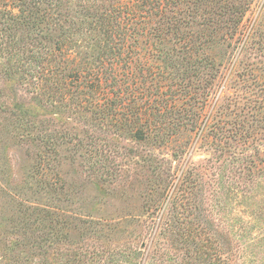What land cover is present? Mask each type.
<instances>
[{
    "label": "rangeland",
    "instance_id": "1",
    "mask_svg": "<svg viewBox=\"0 0 264 264\" xmlns=\"http://www.w3.org/2000/svg\"><path fill=\"white\" fill-rule=\"evenodd\" d=\"M216 1L244 14L202 0L183 31L222 66L199 80L158 61L136 67L133 99L125 78L115 86L119 121L71 100V86L62 101L65 89L43 77L61 35L24 31L23 0H0V264H264V0ZM165 38L156 56L182 61L180 36ZM74 40L65 48L79 64L94 42ZM57 67L66 80L71 68ZM177 84L187 94L178 104L189 103L179 125L161 116L139 139L122 114L134 107L142 124L159 115L142 85L166 99ZM186 113L200 118L188 125Z\"/></svg>",
    "mask_w": 264,
    "mask_h": 264
},
{
    "label": "trees",
    "instance_id": "2",
    "mask_svg": "<svg viewBox=\"0 0 264 264\" xmlns=\"http://www.w3.org/2000/svg\"><path fill=\"white\" fill-rule=\"evenodd\" d=\"M47 1L48 8L45 7ZM213 1L216 2L217 13H231V9H234L236 15L244 14V11L239 10L238 5L232 7L227 3L220 4L219 1ZM201 2L202 0H134L132 4L131 1L124 0H23L21 10L23 17L18 21V25L23 27L26 32H40L51 28L61 35L54 41L53 52L55 53L53 57L55 59L52 57L49 60L51 63L49 66L52 67L45 72L50 77L47 75L43 77L53 80L57 90L65 89L66 94H62L60 97L62 101L69 97L71 93L69 86H71V100L76 99V96L80 100V96L83 95L85 107L90 109L91 113L98 114L105 111L107 116L111 115L112 120L120 121L118 114H120L122 105L121 88H115L118 85L119 77L125 78V82H128L125 92L128 101L136 95V91L131 87L133 82L129 83L135 78L136 67L148 68L152 63L158 61L156 64H164L171 70H177L178 76L185 77L184 69L188 72L193 71L192 77L199 80L204 72L199 69L204 70L209 66L213 68L219 62L215 57H210L209 53L212 50L210 46L205 48L203 44L197 45L191 39V35L183 31L185 27L188 28L191 25L193 20H196L193 14L198 15L197 10ZM217 5L220 6L217 8ZM228 22L237 23L231 18ZM78 34H83L85 38L94 42L93 46H89V50L92 52L86 51V57L82 58L79 64L76 57L78 54L65 48L69 43L71 44L67 47H77L75 43L78 41H71V39ZM171 35L176 39L180 36L184 51H187L182 61L175 63L172 62L174 59L168 56H156V44ZM63 39H66V42ZM180 41L177 42L180 44ZM11 44L16 46L14 40L11 41ZM11 44L3 42L1 46L3 45V50L10 52ZM41 48L39 53L44 57L49 48L44 46ZM56 53L60 58L58 60H56ZM60 63L61 65L68 64V68L72 70L66 80L63 78V70L57 67ZM218 65L222 66V63L219 62ZM78 66L83 67L79 70ZM177 74L170 73L160 84L169 89L165 83L174 80ZM67 80L69 85H67L68 83L64 85ZM143 83L145 84V82ZM177 86V89L167 91L171 93V96L167 95L169 101H165L168 98L161 99L164 97L162 92L157 93L158 86L151 90L148 88L146 94L143 89L144 85H142L141 96L143 99L146 96L148 102L151 100V103H156L155 110L159 112V115L149 116L153 122L145 121L142 124L139 118L133 117L134 107H131L127 114L125 112L122 114L127 120L126 124L131 121L135 124L133 127L138 128L135 134L139 139L143 138L139 128L142 125L148 126L155 122L156 125L158 122H162L163 117L172 123L181 122L183 116H181L180 110L189 103L183 101L182 105L178 104V101L182 97H186L187 94L181 84H177ZM86 96L89 97L86 98ZM157 96H161L159 100ZM186 115L187 118L184 120H187L186 124L188 125L193 118L196 120L200 118V113L198 115L197 113L192 115L186 113Z\"/></svg>",
    "mask_w": 264,
    "mask_h": 264
}]
</instances>
